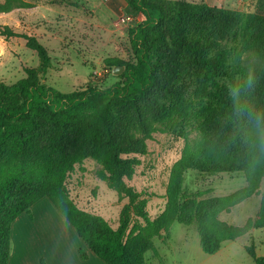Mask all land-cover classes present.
Here are the masks:
<instances>
[{
  "label": "trees",
  "instance_id": "1",
  "mask_svg": "<svg viewBox=\"0 0 264 264\" xmlns=\"http://www.w3.org/2000/svg\"><path fill=\"white\" fill-rule=\"evenodd\" d=\"M33 1L3 0L0 13L32 8ZM124 2L126 13L141 20L128 30L132 60H106L109 70L124 65L110 87L89 85L63 93L45 85L41 79L51 65L50 56L26 35V47L36 52L39 66L26 67L25 77L11 85L0 81V264L8 262L12 222L23 212L30 213L31 206L44 197L106 264H146L147 251L163 264L153 239L167 234L174 222L194 224L201 249L209 255L223 242L264 227V82L228 64L225 50L212 53L215 39L230 35L245 20L234 11L184 0ZM262 6L264 12V0ZM255 23L263 35L264 51V15ZM186 76L198 85L194 102L179 89ZM229 83L238 84L246 95L248 91L259 94L261 117L252 114L246 100L232 94ZM168 97L173 101L166 106ZM149 113L180 120H202L216 113L240 125L222 140L182 136L185 143L169 170L164 208L153 218L145 210L146 199L125 182L140 163L130 156L138 151L134 130L146 125ZM68 150L95 160L107 173L109 188L128 198L116 228L78 207L70 197L66 179L76 160ZM188 169L209 175L241 172L246 185L223 196L203 197L207 190L184 193L183 173ZM256 195H260L258 210L243 225L219 219L220 213ZM244 249L254 264H264V256L256 254L252 242ZM79 256L85 259L87 254L79 249Z\"/></svg>",
  "mask_w": 264,
  "mask_h": 264
},
{
  "label": "rangeland",
  "instance_id": "2",
  "mask_svg": "<svg viewBox=\"0 0 264 264\" xmlns=\"http://www.w3.org/2000/svg\"><path fill=\"white\" fill-rule=\"evenodd\" d=\"M184 1L234 11L241 15V20H245V23L235 25L230 35L215 39L212 53L225 50L228 53V64L235 66L239 73H246L264 82L261 73H264V51L261 46L263 35L255 23L259 16L264 15L262 0ZM33 3L32 8H15L0 13L5 22H10V25L0 24V34L21 37L25 45L26 39L23 36L33 37L47 50L51 65L42 77V83L68 93L89 85L107 88L118 80L117 76L121 72L112 74L106 60H132L128 30L141 20L139 16L126 13L124 0H34ZM17 21L21 28L15 26ZM243 25L247 31H252L250 36H245L247 31L242 32ZM23 58L30 68L39 66L35 51L27 49ZM23 69L18 66L13 68L2 80L8 85L17 82L25 77ZM235 81H240L239 75ZM229 86L232 94L234 89H238L235 96L246 100L252 114L261 117L258 93L246 90V95L238 84L229 83ZM179 89L185 99L193 102L198 96L197 82L191 76L181 79ZM171 101V97H168L164 103L167 106ZM206 116L202 120H180L175 117L164 119L162 115L149 113L146 125L134 130L138 151L130 156L136 157L140 163L132 178L125 179V182L140 192L141 198L146 199L145 210L150 217H155L164 208L169 170L184 147L185 140L182 136L186 135L189 139L207 136L222 140L239 129L238 123L216 113H208ZM46 152L47 149L43 151ZM67 153L76 160L74 170L66 179L70 197L78 207L103 217L116 228L120 211L128 204V198L109 188L107 173L102 171L95 160L80 158L74 150H68ZM245 185L246 180L241 172L209 175L188 169L183 173L182 190L184 193L207 190L203 197H211L229 194ZM263 185L264 181L261 183V190ZM259 198L260 195L252 196L229 212L220 213L219 219L229 224L243 225L247 218L255 216ZM129 218L132 221L135 219L131 208ZM251 242L256 254L264 256V227L253 229L236 240L225 241L218 253L211 255L202 251L194 224L174 222L167 234L162 233V237L153 239L154 249L162 257L163 264H254L244 249ZM81 245L85 248L82 242ZM144 257L146 264H161L153 257L152 251H147Z\"/></svg>",
  "mask_w": 264,
  "mask_h": 264
},
{
  "label": "crops",
  "instance_id": "3",
  "mask_svg": "<svg viewBox=\"0 0 264 264\" xmlns=\"http://www.w3.org/2000/svg\"><path fill=\"white\" fill-rule=\"evenodd\" d=\"M5 23L10 25L0 17V24ZM17 25L21 28L19 21L15 23ZM27 49L21 37L0 34V81L4 82L2 79L17 66L20 69L29 67L23 58ZM76 235L53 204L47 198H41L31 206L30 213L23 212L12 222L7 264H106ZM80 241L85 248L80 246ZM79 249L86 252L85 259L79 257Z\"/></svg>",
  "mask_w": 264,
  "mask_h": 264
},
{
  "label": "water",
  "instance_id": "4",
  "mask_svg": "<svg viewBox=\"0 0 264 264\" xmlns=\"http://www.w3.org/2000/svg\"><path fill=\"white\" fill-rule=\"evenodd\" d=\"M124 70V66H114L111 69L112 74H119Z\"/></svg>",
  "mask_w": 264,
  "mask_h": 264
},
{
  "label": "clouds",
  "instance_id": "5",
  "mask_svg": "<svg viewBox=\"0 0 264 264\" xmlns=\"http://www.w3.org/2000/svg\"><path fill=\"white\" fill-rule=\"evenodd\" d=\"M238 93V89L233 90V95H236Z\"/></svg>",
  "mask_w": 264,
  "mask_h": 264
},
{
  "label": "built area",
  "instance_id": "6",
  "mask_svg": "<svg viewBox=\"0 0 264 264\" xmlns=\"http://www.w3.org/2000/svg\"><path fill=\"white\" fill-rule=\"evenodd\" d=\"M124 20V19H123Z\"/></svg>",
  "mask_w": 264,
  "mask_h": 264
}]
</instances>
